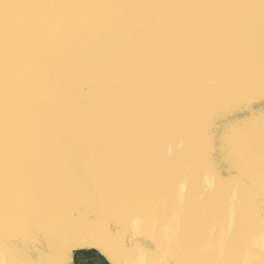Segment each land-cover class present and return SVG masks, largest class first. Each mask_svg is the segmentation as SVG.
Returning <instances> with one entry per match:
<instances>
[{
    "label": "bare ground",
    "instance_id": "6f19581e",
    "mask_svg": "<svg viewBox=\"0 0 264 264\" xmlns=\"http://www.w3.org/2000/svg\"><path fill=\"white\" fill-rule=\"evenodd\" d=\"M192 4L0 0V202H69L84 239L149 264H264V178L231 159L235 119L264 138V0ZM28 223L22 249L52 252L49 219Z\"/></svg>",
    "mask_w": 264,
    "mask_h": 264
},
{
    "label": "water",
    "instance_id": "95a60500",
    "mask_svg": "<svg viewBox=\"0 0 264 264\" xmlns=\"http://www.w3.org/2000/svg\"><path fill=\"white\" fill-rule=\"evenodd\" d=\"M182 1H188V0H182ZM193 2V6L195 4H197L200 0H191ZM211 3L213 2V0H209ZM243 118V117H242ZM241 117L238 119H235L234 122L236 121L238 124H233L236 125L234 127H232L233 125H230L231 128V132L236 135L237 138V143L235 142V147L234 148V153H235V159L232 156V163L234 165H241L242 162H244V155L247 157V161L246 163L252 162L251 166L255 167V161H252L249 157V149H251L252 146H254V144H256L255 146H259V144H263L264 142V138L261 139L260 135L262 134V130H258V128H254L255 130L257 129V131H254V135L252 136H257V139L255 141L249 140L251 137V133L253 132V130L248 129L247 127L239 124V121L242 119ZM247 120V119H246ZM245 121V120H242ZM233 122V121H232ZM230 126L228 128H230ZM241 127V129L239 131H237V128ZM196 149H199L201 147H199L198 145H195ZM242 160V162H241ZM240 162V164H239ZM195 164L198 167H203V169L206 168L205 172H204V177L203 179H207L209 178V176L212 174L213 171V167L210 166L208 168L209 165H213V160L211 158H209L208 160H195ZM216 166V165H214ZM235 168V167H234ZM249 169V168H248ZM251 171V169H249ZM262 177L264 178V172H261ZM43 181H48V182H52V183H56L55 181L52 180H43ZM41 181V182H43ZM63 182V181H62ZM61 181L58 182V185H61L62 183ZM264 182V180H263ZM53 184L50 183H40L38 186H33V191H31V194H35V196L37 197V195L39 194L40 191L42 190H47L49 189ZM58 191L61 193V195H65L68 196V193L71 191V189H77V187H73L70 190H67L65 188V186L63 187H57ZM262 188V194H264V183L262 184V186L260 187V189ZM0 192H3L0 190ZM77 195V194H76ZM8 196L10 197L8 200H6L5 202H0V231H2L0 233V237L4 243H0V264H61L62 263V256H63V246L64 245H78V244H85L87 242L89 243H95L97 244L99 242L98 239H94V240H86L84 238H87L89 236L92 235H96V234H92V233H96V232H92V233H87L93 230H90L89 228H85L80 222L77 221L78 219H75L74 213L72 212V209H68L67 207L69 206V202H62V204L60 206H54L53 209L49 210L48 212H45V214L41 217V218H37L35 219V215L34 212H37L34 210V207L36 208V204H39L41 199H34V196L30 197V198H26V197H22V198H18L16 196L11 197V195L5 194L3 197L8 198ZM42 203V202H40ZM254 204H257L254 203ZM42 205V204H41ZM47 205V204H45ZM44 205V206H45ZM56 205V204H55ZM74 205V204H72ZM43 206V205H42ZM69 210V212L67 211ZM62 212L63 214H66V220L68 221L67 227L64 229V238H62V240L60 242L57 241V239L55 240L54 238V234H58L57 229H56V225L52 224L53 219H58L59 218V214L60 212ZM30 215L29 219L25 220L24 218L28 217L27 215ZM262 213V212H261ZM62 215V214H61ZM80 218L81 219H86V218H90V213H88L87 211H85V215L84 214H80ZM49 219L50 221V225L46 227V229L48 228V230L45 233V239L46 241H50L51 246H52V252L51 249L47 250V251H43L40 248H37L36 253H31V252H26L24 249H22V247L20 246L21 243V239H19L18 235L22 233V224L23 222L28 223L31 221L32 225L35 223V221H37V223L39 224V220H41V222H45ZM91 219V218H90ZM25 220V221H24ZM254 221V220H253ZM40 222V224H41ZM29 224V223H28ZM39 224V225H40ZM95 224V221H94ZM52 225V227H51ZM51 228V229H50ZM11 229V230H10ZM40 229V228H39ZM6 230H9L8 232ZM45 230L44 229H40V231ZM42 233V234H43ZM109 234L112 233L111 230H108ZM116 234H119L118 232ZM59 236L61 235V233L58 234ZM112 235V234H111ZM100 238L102 239H109V240H115L114 238L110 237L108 234H102L99 235ZM106 236V237H105ZM56 237V236H55ZM68 239V240H67ZM68 241V243L66 244H62L61 242H65ZM126 244L124 242V244L122 243V246H120L121 248V252H119V255H115L112 254L111 255L119 260H122L121 257H127V255L130 256V258L133 259L134 256H136L138 253H140V251H142V246H140V243L136 242L134 245L137 246L138 249H140V251L134 247H130L129 249L126 248ZM132 245V246H134ZM40 251V252H39ZM142 253V252H141ZM16 256H23V260H21V262H17L16 261ZM139 260H137V264H149V262L147 261L146 257H143L142 255H137ZM123 261V260H122ZM134 261V260H133ZM124 262V261H123ZM128 263H133L131 261H128L125 264Z\"/></svg>",
    "mask_w": 264,
    "mask_h": 264
},
{
    "label": "rangeland",
    "instance_id": "374dc122",
    "mask_svg": "<svg viewBox=\"0 0 264 264\" xmlns=\"http://www.w3.org/2000/svg\"><path fill=\"white\" fill-rule=\"evenodd\" d=\"M264 155V154H262ZM255 162H257V166L260 172H264V156L255 157ZM59 236L56 234L57 241H61L64 238L63 231L57 228ZM68 240V239H67ZM61 242L62 244L68 243V241ZM102 242L95 243H85L78 245H64L63 248V256L61 264H125L129 260L127 258L121 257L122 260L116 259L111 255V252L107 250V246L101 244ZM115 255H119L115 253ZM131 264V263H128Z\"/></svg>",
    "mask_w": 264,
    "mask_h": 264
}]
</instances>
